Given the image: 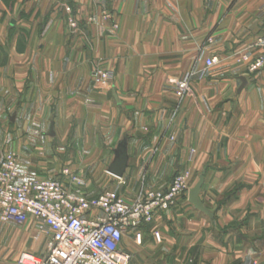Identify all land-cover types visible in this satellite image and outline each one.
<instances>
[{"label":"crops","instance_id":"0c3cea01","mask_svg":"<svg viewBox=\"0 0 264 264\" xmlns=\"http://www.w3.org/2000/svg\"><path fill=\"white\" fill-rule=\"evenodd\" d=\"M263 34L264 0H0V163L12 147L18 183H69L67 169L87 197L111 191L127 203L180 173L191 191L206 168L200 199L213 217L188 193L121 249L131 264H264V69L250 73L259 51H246ZM97 70L111 80L96 84ZM192 71L191 93L165 88ZM49 119L66 162L60 148L48 162L22 151L20 135L43 133ZM125 137L118 178L109 168ZM23 252H0V264Z\"/></svg>","mask_w":264,"mask_h":264},{"label":"built area","instance_id":"2783aa9c","mask_svg":"<svg viewBox=\"0 0 264 264\" xmlns=\"http://www.w3.org/2000/svg\"><path fill=\"white\" fill-rule=\"evenodd\" d=\"M95 21L90 18V22ZM70 26L79 27L75 20L70 21ZM255 50L259 53L248 65L250 73L264 69V34L246 46L247 53ZM249 58L248 54H243L239 62L246 63ZM217 64L219 59L215 57L207 60L206 67ZM196 72L188 73L182 80H167L165 88L180 97L191 93L190 82ZM98 74L95 73L97 81L112 78L111 73ZM49 174L59 175L56 170ZM62 175L69 178V183L57 179L18 183L16 156L6 155L0 163V223L24 225L33 219L39 232L48 237L45 255L37 257L23 252L17 264H131L130 254L120 246L123 238L131 230L152 224L157 215L175 207L190 191V174L180 173L168 190L148 192L135 202L127 203L111 191L89 198L82 193L85 180L67 169ZM155 238L160 241V234L155 233ZM135 239L141 244L142 234L137 233Z\"/></svg>","mask_w":264,"mask_h":264},{"label":"rangeland","instance_id":"374dc122","mask_svg":"<svg viewBox=\"0 0 264 264\" xmlns=\"http://www.w3.org/2000/svg\"><path fill=\"white\" fill-rule=\"evenodd\" d=\"M95 73L101 74L104 72L100 70L93 72L92 78L96 84L105 82L97 81ZM110 80L111 78L106 81L108 82ZM51 121V119L45 120V131L43 133L20 135V139L23 142H27V147L22 151L27 154L29 159H37L44 162H48L51 159L54 160L56 158L55 156L57 155L58 148L62 149V152H64L62 154V158L65 161L63 160V162H66L68 159L67 142H63V140H61L64 135H60L59 137H57L56 134L55 136L52 135ZM7 146L9 147V145ZM17 151L12 147L8 148L7 155L13 154L18 159L19 154L17 156ZM47 242L48 237L39 232L33 219H30V221L24 225L15 223H0V244L2 243L0 245V252L2 253L10 255L12 251H15L16 247L20 246L22 251L40 257L47 253ZM6 263L11 264L8 259Z\"/></svg>","mask_w":264,"mask_h":264},{"label":"water","instance_id":"95a60500","mask_svg":"<svg viewBox=\"0 0 264 264\" xmlns=\"http://www.w3.org/2000/svg\"><path fill=\"white\" fill-rule=\"evenodd\" d=\"M243 86H245V81ZM115 154H116V158L114 163L109 168V173H111L115 177L122 178L128 167V161H129L127 137H125L123 141L119 144ZM206 170L207 169L205 168V170L200 176L198 183L189 192V201L195 207V209L208 215L209 217H213L214 216L213 213H211L210 210L204 206L203 202L200 199L202 187L205 182Z\"/></svg>","mask_w":264,"mask_h":264}]
</instances>
